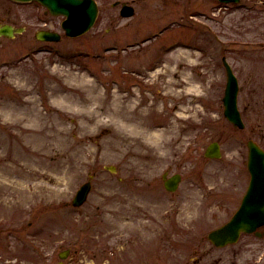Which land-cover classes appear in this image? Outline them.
<instances>
[{
    "label": "rangeland",
    "instance_id": "rangeland-1",
    "mask_svg": "<svg viewBox=\"0 0 264 264\" xmlns=\"http://www.w3.org/2000/svg\"><path fill=\"white\" fill-rule=\"evenodd\" d=\"M96 1L93 28L69 38L41 5L0 0V26L24 29L0 35V264H264V238L208 239L249 186L247 141L264 148V4ZM223 58L244 129L224 116ZM164 173L182 178L175 192Z\"/></svg>",
    "mask_w": 264,
    "mask_h": 264
},
{
    "label": "water",
    "instance_id": "water-1",
    "mask_svg": "<svg viewBox=\"0 0 264 264\" xmlns=\"http://www.w3.org/2000/svg\"><path fill=\"white\" fill-rule=\"evenodd\" d=\"M15 1H33V0H15ZM41 3L50 14L54 16H64L66 19L62 23L68 37H78L87 33L94 25L98 16V5L95 0H34ZM222 2H238L239 0H220ZM122 14L124 16L133 15L131 7L124 4ZM22 29L16 30L21 33ZM12 37L14 29L11 26H4L0 29V35ZM38 39L44 41H59L58 33L42 32L38 34ZM223 63L227 73V86L224 97L225 116L235 126L244 127L240 112L237 106L238 80L227 62ZM249 162L248 167L251 173V182L240 210L226 225L212 232L209 238L217 246H226L236 243L241 232H254L258 227L264 226V151L254 142H248ZM206 156L211 158L221 157L220 146L218 143L210 145L206 151ZM114 171V168H109ZM165 187L168 191L174 192L180 183V176L175 175L167 179L164 174ZM91 189V184H84L78 191L73 205L79 207L85 203Z\"/></svg>",
    "mask_w": 264,
    "mask_h": 264
},
{
    "label": "flooded vegetation",
    "instance_id": "flooded-vegetation-1",
    "mask_svg": "<svg viewBox=\"0 0 264 264\" xmlns=\"http://www.w3.org/2000/svg\"><path fill=\"white\" fill-rule=\"evenodd\" d=\"M258 3L260 4H264V2L262 1H258L257 2V7H258ZM264 9V6H260L259 9ZM261 11V10H260ZM252 140V139H250ZM248 140V141H250ZM258 143V142H257ZM259 144V143H258ZM259 146L264 150V148L259 144ZM244 198V196H243ZM243 198L241 199L240 202V206L242 204ZM239 206V207H240ZM243 237H254V238H258V239H262L264 238V227H260L258 228L254 233L248 234V233H242L239 239V242L242 240ZM212 244V243H211ZM215 248L217 249H223V248H219L217 246H215L214 244H212ZM230 246V245H229ZM228 246L224 247L227 248ZM70 251V250H69ZM61 259L59 260L58 264H90V262L92 261V263H94V259H90L89 257H79V256H62L60 257ZM204 258L202 257L199 261V264H202ZM52 261V258L49 256H43L40 258V262L39 264H48ZM69 261V262H68ZM15 264H21V262H19L18 260L15 262Z\"/></svg>",
    "mask_w": 264,
    "mask_h": 264
},
{
    "label": "bare ground",
    "instance_id": "bare-ground-1",
    "mask_svg": "<svg viewBox=\"0 0 264 264\" xmlns=\"http://www.w3.org/2000/svg\"><path fill=\"white\" fill-rule=\"evenodd\" d=\"M139 127H140V125L137 126L136 129H138ZM142 132H143V128H142L141 131H140L141 135H142Z\"/></svg>",
    "mask_w": 264,
    "mask_h": 264
}]
</instances>
